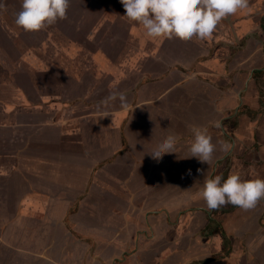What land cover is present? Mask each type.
Masks as SVG:
<instances>
[{"label":"crops","instance_id":"obj_1","mask_svg":"<svg viewBox=\"0 0 264 264\" xmlns=\"http://www.w3.org/2000/svg\"><path fill=\"white\" fill-rule=\"evenodd\" d=\"M96 3L68 8L90 27L88 50L78 51L86 65L34 51V39L21 55L26 68L10 86L30 98L27 106L44 107L41 119L3 106L10 86L0 93V264H264V199L247 211H209L200 196L210 167L208 178L264 179V0H249L210 37L190 41L149 37L124 18L120 0ZM49 42L47 35L41 47ZM59 58L68 72L54 65ZM53 67L73 94L57 89L53 72L47 78ZM91 68L89 79L81 69ZM168 79L164 92L141 100V87ZM46 81L57 91L34 100ZM114 92L125 93L127 108L119 99L102 105ZM185 102L212 113L201 129L218 150L228 146L217 162L191 157L192 131L179 136L188 110L178 115L173 106ZM168 135L175 152L157 162L149 153Z\"/></svg>","mask_w":264,"mask_h":264},{"label":"clouds","instance_id":"obj_2","mask_svg":"<svg viewBox=\"0 0 264 264\" xmlns=\"http://www.w3.org/2000/svg\"><path fill=\"white\" fill-rule=\"evenodd\" d=\"M126 17L146 30L153 38H179L190 41L193 37L205 40L210 37L218 24L227 16L246 9L249 0H120ZM70 0H23L22 10L17 14L15 23L25 31H39L67 19ZM4 6L0 4V8ZM120 101L121 108L128 107L125 93L114 92L104 101ZM219 127V124H217ZM194 140L190 145L191 157L209 164L213 158L215 145L206 129L193 126ZM176 137L166 139L149 154L159 162L164 154L175 152ZM228 146H224L227 151ZM191 174V170H189ZM223 181V182H222ZM200 196L209 211L231 204L242 210H251L264 199V179L242 181L238 174L206 178Z\"/></svg>","mask_w":264,"mask_h":264},{"label":"trees","instance_id":"obj_3","mask_svg":"<svg viewBox=\"0 0 264 264\" xmlns=\"http://www.w3.org/2000/svg\"><path fill=\"white\" fill-rule=\"evenodd\" d=\"M99 1L101 0H70V9H73V7H71L72 2L77 5L79 4V8H82V6H86V5L90 7L91 3H96ZM0 4L4 6L3 8H0V93L5 90L6 86H10V82L12 80L17 82L19 78L18 71L20 69L26 68V62L23 59H21V55L26 53L25 51L28 49L27 46L29 43L31 44V41L33 39L36 41L34 51H38L39 53L43 52L44 54H47L49 56H53L56 53H58V51H60L61 56H64L66 58L69 59L72 58V60L74 61L80 59L81 61L78 64V66H83L87 64L88 60L83 59L84 57H82L85 56L86 53H82L81 56L80 54H78V51L86 52L88 50L86 44L89 43L88 34L90 31V27L88 26L84 29H79L75 16L72 15L70 17H67V19L58 20L55 24L46 26L45 28L39 31H25L22 27L17 26L15 23L17 14L22 10L23 0H0ZM102 6H104L103 3ZM112 13L113 14H111V16L115 17L116 19L121 18L120 13L118 12H112ZM124 18H126V14L124 15ZM78 20L81 21L82 19H78ZM57 26L60 27V32L58 33L59 36L58 43L61 44L62 49H59L58 47L59 44L53 39ZM40 35H42V37H40ZM47 35H50V41L53 40L54 43L49 42L48 45L41 47L40 44L41 40L43 41V38H45ZM71 45L73 46L74 49L71 47ZM53 63L61 70L68 72V69L65 67V63L61 61L60 58L54 61ZM95 70L96 68L81 69V71L86 72V76L89 77V79L92 77V74L95 72ZM51 72L55 74L57 83L60 81L63 84L59 86L57 89L61 90V92L64 93L65 92L70 94L74 93L76 87L67 84L66 81L67 75H63L59 71H54V67L50 71H48L46 75H50ZM254 74H255L254 77L258 81V77L261 74V72L256 71ZM79 77L80 76L76 78L79 81L78 85H82V84H84V86L87 85V83L82 82L79 79ZM28 79L34 80L35 84H38L39 82L36 80V75L35 77L33 75H30ZM170 84L171 81L170 79H168L164 82L162 81L159 82L158 84L152 85V90L148 86L141 87V91H140L141 100L155 99L160 93L164 92ZM53 86L54 83L47 86V88L38 91L35 89L34 95L31 97L35 100V96L39 95L40 92L48 91V89L57 91V89L54 90ZM13 92H14L13 94L3 95L4 98L1 97V102L4 107L8 108L11 106L12 110H14V108H18L19 111L21 108H24L23 111H25L26 113H31L30 116H33L36 119H41V117H43L42 108L44 107L42 106L31 107L30 105L27 106V98L29 97H27L26 95L24 96L16 95L15 94L16 92L14 90ZM2 94H0V96ZM116 104L120 107L119 100L118 103ZM199 105L200 104H195V102L193 104H189L185 102L183 104L178 103L177 106L176 105L173 106V108H177L178 115H186V112L183 111L182 109L186 108L188 110V114L184 121L177 120L176 126L179 129L181 128L178 132L180 137L189 134L193 126L204 128L208 123V121L212 118L211 115L212 113L211 112L208 113L207 110H202ZM191 107H193V109H191ZM177 117L178 116H176V118ZM192 140H194V137ZM10 143L11 142H9L7 139H5V141L3 142V144L6 145H9ZM223 149L224 148H220V150H218L217 147L215 146V151L213 153V158H212L213 162H217L219 158H222L224 155H226V152ZM2 152H4L3 149ZM188 158H190V156H188ZM211 171L212 168L210 167L208 172L203 174L204 179L208 178ZM254 179H255L254 174L252 172L248 175V178L246 180H254Z\"/></svg>","mask_w":264,"mask_h":264},{"label":"rangeland","instance_id":"obj_4","mask_svg":"<svg viewBox=\"0 0 264 264\" xmlns=\"http://www.w3.org/2000/svg\"><path fill=\"white\" fill-rule=\"evenodd\" d=\"M78 5H79V4H78ZM74 6H77V4H75V3L72 2L71 7H74ZM93 6H94L93 9H97V8H98V7L95 6L94 4H93ZM120 6H123V5H122V4H118V5H117V7H120ZM111 7H113V6H111ZM90 8H91V7H90ZM67 12H68L67 17H70V16H72V15L75 16V14H74L73 11H72V12L67 11ZM85 14H87V13H85ZM95 16H98V17H99V16H101V14L98 13V14H96ZM78 19H83V17L78 18ZM78 19H76L77 24H78V28H79V29H82V28L80 27V25H79V22H80V21H79ZM85 21H86V20H85ZM226 23H227V22H226ZM228 23H229V22H228ZM69 33H71V32H69ZM69 33H68V34H69ZM40 37H42V35H40ZM63 38H64V37H63ZM49 76H50V75H48L47 78H48ZM229 77H230V79H231V77H233V76L230 75V76L227 77V79H229ZM236 77L238 78V75H237ZM233 78H234V77H233ZM55 79H56V77H55ZM234 79H235V78H234ZM242 80H244V78H243ZM242 80H241V81H242ZM56 81H57V79H56ZM46 82H47V81H46ZM236 82H238V80H237ZM47 84H50V83L47 82ZM0 173H1V172H0ZM1 175H2V174H0V177H1Z\"/></svg>","mask_w":264,"mask_h":264},{"label":"water","instance_id":"obj_5","mask_svg":"<svg viewBox=\"0 0 264 264\" xmlns=\"http://www.w3.org/2000/svg\"><path fill=\"white\" fill-rule=\"evenodd\" d=\"M225 22H226V21H225ZM252 75H253V71H251V73L249 72V78H248V80H247V82H246V84H245V87H246V88H248V85H249V83H250L249 81L252 80V78H253ZM238 96H239V99H241V101H243V96H242L241 94H239ZM205 129H206V128H205ZM136 166H137V163L135 162V163L133 164V167L136 168ZM248 224H249V223H248ZM248 224H247V225H248ZM247 225H246V226L244 225V227H247Z\"/></svg>","mask_w":264,"mask_h":264}]
</instances>
